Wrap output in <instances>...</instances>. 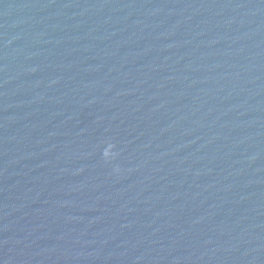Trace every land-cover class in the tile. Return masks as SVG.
Masks as SVG:
<instances>
[{
	"label": "water",
	"instance_id": "1",
	"mask_svg": "<svg viewBox=\"0 0 264 264\" xmlns=\"http://www.w3.org/2000/svg\"><path fill=\"white\" fill-rule=\"evenodd\" d=\"M0 264H264V0H0Z\"/></svg>",
	"mask_w": 264,
	"mask_h": 264
}]
</instances>
